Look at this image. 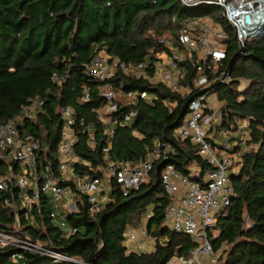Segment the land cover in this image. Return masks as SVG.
<instances>
[{
  "label": "trees",
  "instance_id": "obj_1",
  "mask_svg": "<svg viewBox=\"0 0 264 264\" xmlns=\"http://www.w3.org/2000/svg\"><path fill=\"white\" fill-rule=\"evenodd\" d=\"M205 15L227 34L223 39L226 57L209 77L220 75L224 69L227 82L216 81L186 95L172 92L162 82L150 81L156 60L153 55L148 58L145 75L134 77L115 66L113 75L106 79L117 93L144 91L150 96L149 101L119 100L122 108L113 116L122 120L130 108L136 115L132 122L112 128L107 152L111 160L140 161L157 145L161 156L154 161L148 181L126 196L112 181V200L93 217L87 213L84 197L76 195V211L66 219L75 232L68 236L52 226L50 205L42 195L39 211L32 210V225L19 214L22 230L33 238H50L56 250L86 264H165L173 256L188 255L194 247L190 237L173 232L164 222L171 198L160 184L159 172L165 163L186 175V166L192 162L203 171L208 168L195 146L187 139L173 138L172 131L185 120L191 98L214 90L216 100L222 103L217 108L219 128L228 129L235 126L236 119H246L249 148L242 153L238 171L229 174L235 196L217 216L213 231L208 232L211 247L221 250L222 264H264V34L247 38L238 46L219 6L204 3L187 7L179 0H0V123L18 116L31 100H41L40 111L33 119L25 118L21 127L46 147L40 155L50 159L54 168L62 126L58 110L73 108L77 141L72 168L77 173H94L90 168L105 165L101 150L107 136L97 117V109L105 103L100 95L102 82L88 77L84 66L99 50L110 55V62L138 64L150 50L164 49L156 37L172 35L184 23ZM181 66L185 76L180 82L190 86L195 68L188 62ZM240 79L248 85L239 91ZM85 91L87 100H83ZM79 121L90 128L94 145L88 144ZM149 208L144 230L154 240L153 249L128 251L123 233L128 224L137 225L141 213ZM14 221L0 195V228H8ZM0 264L55 263L34 254L13 262L8 250L2 249Z\"/></svg>",
  "mask_w": 264,
  "mask_h": 264
},
{
  "label": "built area",
  "instance_id": "obj_2",
  "mask_svg": "<svg viewBox=\"0 0 264 264\" xmlns=\"http://www.w3.org/2000/svg\"><path fill=\"white\" fill-rule=\"evenodd\" d=\"M182 4L195 6L198 4H215L222 8V15L231 25L235 33L238 46L244 40L264 33V0H179ZM248 17V21L245 19ZM227 34L210 17L197 16L181 25L172 35L162 34L156 37L157 43L164 48L152 52L138 64H124L117 61L110 62V55L99 50L84 66L88 77L102 82L100 95L104 105L97 109V117L104 126L107 136L106 145L102 147L104 166L90 168L94 173H77L72 165L76 161L73 146L77 141L74 109L69 106L58 110L59 121L62 126L55 148L56 163L42 158L46 147L40 146L37 138L23 127L25 118H32L40 111L42 101L33 99L22 107L21 113L5 123H0V195L3 205L14 215L15 221L8 228H0V250L7 249L10 260L17 262L25 254H34L49 258L53 263L86 264L55 249L53 241L45 237L33 238L22 230L19 214L28 224L34 223L33 209L40 208L39 200L46 196L50 205L49 220L52 226L68 236L75 232L66 219L69 213L76 211V195L82 196L87 204V213L93 217L112 200L111 182H115L122 195L126 196L131 190L137 189L149 179V173L155 160L161 156L158 146L148 151L140 161H115L108 158L110 132L119 124L132 122L136 110L130 108L122 116V120L113 113L122 108L119 97L126 99V103H133L137 99L149 101L150 96L144 91H127L117 93L107 78L114 73V67L134 77L146 72L150 55L155 57L152 64L154 74L159 73L160 82L172 92L183 95L193 89H206L211 83H225L228 81L226 70L220 75L209 77L214 73L217 65L226 57L225 39ZM159 59H162L159 60ZM182 62H188L195 68V75L190 86L181 84L185 76ZM215 65V66H214ZM58 78L54 77V81ZM214 94V90L194 96L187 104L185 120L174 127L173 138L187 139L195 146L196 154L206 162L207 169L195 162L186 168L188 174L180 173L170 163H165L159 172L160 184L164 192L171 198V203L164 213V222L173 232H180L190 237L194 247L188 255L171 257L165 264H222L221 250L211 247L210 235L212 227L230 204L235 192L229 180V171L240 167L242 153L245 151L246 141L249 139L248 122L235 126L236 141L230 154L221 156L213 148L209 131L221 124L215 101L208 102L207 96ZM85 91L83 100H87ZM81 131H86L88 144L94 145V139L89 127L79 121ZM166 148L163 149V152ZM194 163V164H193ZM60 180L69 182L61 184ZM22 210V211H21ZM141 235L148 236L143 228ZM124 241H133L136 236L132 230L123 233ZM149 237V236H148ZM129 246H127L128 250ZM140 247L137 246L136 249Z\"/></svg>",
  "mask_w": 264,
  "mask_h": 264
},
{
  "label": "crops",
  "instance_id": "obj_3",
  "mask_svg": "<svg viewBox=\"0 0 264 264\" xmlns=\"http://www.w3.org/2000/svg\"><path fill=\"white\" fill-rule=\"evenodd\" d=\"M241 121H244V123H241V124H238L236 122V124H238V126H241V125H244L246 124V119H241ZM220 126V125H219ZM219 126L217 127H214L212 128L208 134H210L211 138H212V142H213V146H214V149L218 152L219 155L221 156H225L227 154H230L235 144V141H236V136H237V133L235 131V126L234 127H231V128H224V129H221L219 128ZM245 149V148H244ZM247 149H245L246 151ZM238 171V168H232L230 171H229V174L230 173H236ZM150 214V212H145V215L146 217ZM146 223V222H145ZM150 237V236H149ZM146 238L143 239V241H139V242H134V243H131L133 241H128L130 243H125L126 241H123V245L127 248V246H129L128 248V251H134V252H149L153 249V246L148 249V250H144L143 249V246H144V241H145ZM153 239V238H152ZM153 243H154V240H153ZM137 246H139L140 248L139 249H136Z\"/></svg>",
  "mask_w": 264,
  "mask_h": 264
},
{
  "label": "rangeland",
  "instance_id": "obj_4",
  "mask_svg": "<svg viewBox=\"0 0 264 264\" xmlns=\"http://www.w3.org/2000/svg\"><path fill=\"white\" fill-rule=\"evenodd\" d=\"M264 33V32H263ZM164 34H167V33H164ZM262 33H260V34H256L255 36H257V35H261ZM159 60H161L162 61V59H159ZM215 66V65H214ZM129 74V73H128ZM142 75H145V73H140L139 72V74L137 75V76H142ZM160 80V75H159V73H156L155 75H153V77H151L150 78V81L152 82V83H156V82H158ZM239 87H238V90L240 91V89H244L247 85H248V83H247V81L245 80V79H240L239 80ZM119 100L123 103V102H127V100L126 99H122V98H120L119 97ZM206 100H208V102H211V101H215V105H216V108H218L219 106H221V102L219 101V100H216V97H215V95L214 94H210V95H208L207 96V98H206ZM247 121V120H246ZM236 122L238 123V124H241V123H244V121H241L240 122V119H236V121H235V125L237 126L238 124H236ZM213 148H214V146H213ZM248 148H249V146L246 144L245 145V149H247L248 150ZM194 164V163H193ZM147 212H150V208L148 209V211ZM147 217H146V215H145V211L143 212V213H141V215H140V217H139V223L137 224V225H134V226H132L131 224H128L127 225V227H126V230H125V233H127V231H129V230H132L133 231V233H134V235L136 236V238L133 240V242H131V243H134V242H139V241H143V239L144 238H146L145 239V241H144V246H143V249L144 250H148V249H150L152 246H153V239L151 238V237H148V236H143V235H141V230H143V228H144V226H145V222H146V219ZM126 244L127 243H130V242H125Z\"/></svg>",
  "mask_w": 264,
  "mask_h": 264
},
{
  "label": "water",
  "instance_id": "obj_5",
  "mask_svg": "<svg viewBox=\"0 0 264 264\" xmlns=\"http://www.w3.org/2000/svg\"><path fill=\"white\" fill-rule=\"evenodd\" d=\"M248 21V17L245 18Z\"/></svg>",
  "mask_w": 264,
  "mask_h": 264
}]
</instances>
